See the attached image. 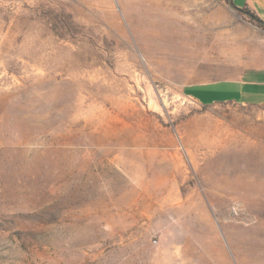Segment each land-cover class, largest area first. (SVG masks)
I'll use <instances>...</instances> for the list:
<instances>
[{
	"label": "rangeland",
	"instance_id": "374dc122",
	"mask_svg": "<svg viewBox=\"0 0 264 264\" xmlns=\"http://www.w3.org/2000/svg\"><path fill=\"white\" fill-rule=\"evenodd\" d=\"M263 46L230 0H0V264H264V105L224 101Z\"/></svg>",
	"mask_w": 264,
	"mask_h": 264
},
{
	"label": "crops",
	"instance_id": "0c3cea01",
	"mask_svg": "<svg viewBox=\"0 0 264 264\" xmlns=\"http://www.w3.org/2000/svg\"><path fill=\"white\" fill-rule=\"evenodd\" d=\"M233 4L239 8L248 6L252 11H254L257 15L261 17V19L264 20V0H231ZM264 30V29H263ZM262 66L260 67L259 71L260 72V79L257 78H252V77H247L250 76L248 73H246L243 77L239 79H227L224 80L229 84H232L238 88H240L243 91H248V92H253V93H258L261 95V99L258 102H247L245 100H242L241 102L236 101V100H224V101H235L238 103L242 104H261L264 105V46L262 47ZM257 71V70H256ZM249 72V71H248ZM221 81V80H219ZM215 82V81H214ZM203 85V84H201ZM196 85L190 86L187 89V92L189 95L195 97L197 100H199L201 103L202 102V97L189 89L194 87ZM217 102H222L218 100H214L210 103H203V104H211V103H217Z\"/></svg>",
	"mask_w": 264,
	"mask_h": 264
},
{
	"label": "trees",
	"instance_id": "16d2710c",
	"mask_svg": "<svg viewBox=\"0 0 264 264\" xmlns=\"http://www.w3.org/2000/svg\"><path fill=\"white\" fill-rule=\"evenodd\" d=\"M230 2L246 19L264 29V20L261 19V17L257 15L254 11H252L248 6L239 8L235 6L231 0Z\"/></svg>",
	"mask_w": 264,
	"mask_h": 264
},
{
	"label": "bare ground",
	"instance_id": "6f19581e",
	"mask_svg": "<svg viewBox=\"0 0 264 264\" xmlns=\"http://www.w3.org/2000/svg\"><path fill=\"white\" fill-rule=\"evenodd\" d=\"M167 7H168V5H167ZM168 8H169V7H168ZM177 9H179V10H178L179 12H181V11H182V10H181V7H178ZM178 11H177V12H178Z\"/></svg>",
	"mask_w": 264,
	"mask_h": 264
}]
</instances>
